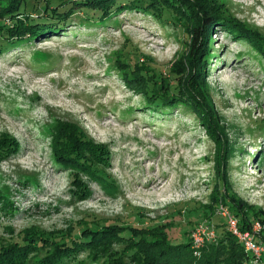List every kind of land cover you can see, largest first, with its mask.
<instances>
[{
  "label": "rangeland",
  "instance_id": "obj_1",
  "mask_svg": "<svg viewBox=\"0 0 264 264\" xmlns=\"http://www.w3.org/2000/svg\"><path fill=\"white\" fill-rule=\"evenodd\" d=\"M224 2L229 14L264 35V0ZM189 39L181 26L121 9L102 24L77 17L57 33L0 55V137H9L0 149L13 153L0 158V237L14 238L31 226L67 232L82 220L145 228L174 218L193 230L202 222L186 223L196 218L189 209L210 203L224 174L240 198L264 210L260 52L215 27L207 70L228 145L224 158L184 105L150 107L126 86L128 73L122 68L129 51L136 60L150 59L169 70ZM59 129L103 144L97 165L111 188L55 163ZM3 193L12 205L4 203ZM123 247L113 242L108 253ZM78 255L73 264H109L107 257L95 259L88 251Z\"/></svg>",
  "mask_w": 264,
  "mask_h": 264
},
{
  "label": "trees",
  "instance_id": "obj_2",
  "mask_svg": "<svg viewBox=\"0 0 264 264\" xmlns=\"http://www.w3.org/2000/svg\"><path fill=\"white\" fill-rule=\"evenodd\" d=\"M224 3V0H0V55L27 41L57 33L77 17L102 24L121 9L148 13L181 26L189 34L190 42L169 70L156 66L150 59L136 60L133 51H129L122 68L128 73L126 86L142 95L150 107L184 105L217 143L221 157L228 145L212 102L207 70L209 57L213 55L211 42L215 27L228 29L264 56V35L229 14L223 8ZM59 133L54 141L55 148L61 151L53 155L55 163L85 173L111 188L109 178L97 165L104 153L103 144L60 129ZM8 141L9 137H0V147ZM11 154L0 149V158ZM222 165L228 167V163L218 164L219 168ZM222 180V186L221 181L215 185L210 203L189 209L196 218L186 223L195 226L208 220L216 230L215 238L204 242L200 255L193 248L192 233L196 228H181L174 218L145 228L129 223L82 220L67 232L31 226L14 238L0 237V264H73L83 251L95 259L107 257L109 264H264V254L255 263L252 254L246 252L242 242L229 230L227 219L217 212L220 205L228 207L238 217L243 231L260 222L262 229L257 242L264 243V210L240 198L225 174ZM86 194L92 195L91 191ZM2 196L4 203L13 204L7 194ZM113 242L124 244L120 252L108 253Z\"/></svg>",
  "mask_w": 264,
  "mask_h": 264
},
{
  "label": "built area",
  "instance_id": "obj_3",
  "mask_svg": "<svg viewBox=\"0 0 264 264\" xmlns=\"http://www.w3.org/2000/svg\"><path fill=\"white\" fill-rule=\"evenodd\" d=\"M220 213L225 215L224 217L227 219L229 230L242 242L246 252L252 254L255 263L259 262L264 254V243L257 242V236L262 229L261 223L255 222L251 230L243 231L239 228L238 217H236L228 207H221ZM197 233H200L201 237L207 236L208 240L215 238L216 230L213 222H209L208 220L203 221L192 233L195 254L200 255V250L203 247L204 242L201 237H197Z\"/></svg>",
  "mask_w": 264,
  "mask_h": 264
},
{
  "label": "bare ground",
  "instance_id": "obj_4",
  "mask_svg": "<svg viewBox=\"0 0 264 264\" xmlns=\"http://www.w3.org/2000/svg\"><path fill=\"white\" fill-rule=\"evenodd\" d=\"M154 186V185H153ZM156 188V187H155ZM150 189V188H149Z\"/></svg>",
  "mask_w": 264,
  "mask_h": 264
}]
</instances>
